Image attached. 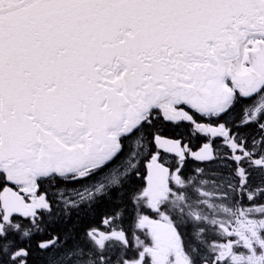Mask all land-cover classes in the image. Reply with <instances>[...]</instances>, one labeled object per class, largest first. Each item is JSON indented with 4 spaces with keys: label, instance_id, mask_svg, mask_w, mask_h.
Masks as SVG:
<instances>
[{
    "label": "snow or ice",
    "instance_id": "obj_1",
    "mask_svg": "<svg viewBox=\"0 0 264 264\" xmlns=\"http://www.w3.org/2000/svg\"><path fill=\"white\" fill-rule=\"evenodd\" d=\"M0 264H264V0H0Z\"/></svg>",
    "mask_w": 264,
    "mask_h": 264
}]
</instances>
